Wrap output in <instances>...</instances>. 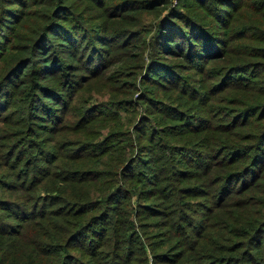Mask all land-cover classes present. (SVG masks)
<instances>
[{"label": "trees", "instance_id": "trees-1", "mask_svg": "<svg viewBox=\"0 0 264 264\" xmlns=\"http://www.w3.org/2000/svg\"><path fill=\"white\" fill-rule=\"evenodd\" d=\"M264 264V0H0V264Z\"/></svg>", "mask_w": 264, "mask_h": 264}, {"label": "rangeland", "instance_id": "rangeland-1", "mask_svg": "<svg viewBox=\"0 0 264 264\" xmlns=\"http://www.w3.org/2000/svg\"><path fill=\"white\" fill-rule=\"evenodd\" d=\"M146 264H151V263H150V260H148V261L146 262Z\"/></svg>", "mask_w": 264, "mask_h": 264}, {"label": "built area", "instance_id": "built-area-1", "mask_svg": "<svg viewBox=\"0 0 264 264\" xmlns=\"http://www.w3.org/2000/svg\"><path fill=\"white\" fill-rule=\"evenodd\" d=\"M174 1V0H173Z\"/></svg>", "mask_w": 264, "mask_h": 264}]
</instances>
